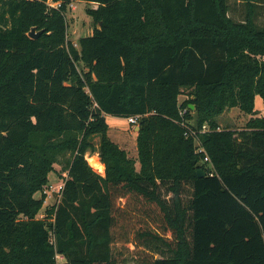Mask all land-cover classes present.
<instances>
[{
    "label": "trees",
    "instance_id": "obj_1",
    "mask_svg": "<svg viewBox=\"0 0 264 264\" xmlns=\"http://www.w3.org/2000/svg\"><path fill=\"white\" fill-rule=\"evenodd\" d=\"M243 1L237 22L229 0H0V264H264V27ZM74 2L96 5L78 47ZM232 108L245 128L221 127ZM107 116L140 117L137 160Z\"/></svg>",
    "mask_w": 264,
    "mask_h": 264
},
{
    "label": "rangeland",
    "instance_id": "obj_2",
    "mask_svg": "<svg viewBox=\"0 0 264 264\" xmlns=\"http://www.w3.org/2000/svg\"><path fill=\"white\" fill-rule=\"evenodd\" d=\"M229 7L230 17L237 21L242 22L245 20L247 15V7L243 0H229ZM88 8H96L95 4H88L87 2H74L71 6H69L68 11L66 13V19L68 23V40L78 47L79 40L82 37L89 36L93 33L96 24L92 17L87 14ZM256 22L260 27H264V0H260L256 8ZM82 69V66H80ZM186 96H182L180 98L181 101H184ZM256 114L255 116H263L264 110H260L259 106L263 105V100L260 97H257L256 102ZM253 116L247 115L240 111L238 108H232L226 110L219 118L218 121L222 128H231L234 130H241L246 127V124ZM108 122L111 121L113 117H107ZM120 126L116 128L111 125L109 130L110 138L115 142L118 143L119 146L123 147L125 151H127L129 157L137 160L138 159V151H137V134L138 131L135 130L137 126H131L128 124L126 119H119L118 121ZM93 143L98 146L99 145V138L96 137ZM97 154V153H96ZM89 153L86 155L88 156ZM97 159V156L90 158ZM102 163V162H101ZM103 164V163H102ZM104 165V164H103ZM137 168H140L139 163L137 162ZM105 165L104 171L101 172L102 174L105 173ZM95 170V168H94ZM97 171V170H95ZM67 174L63 173L62 165L56 164L55 165V172L49 175V184L44 189V194L46 195V201L44 204L43 210L38 214V219H44L45 217V210L46 208L52 207L55 204H58L61 198V187L64 185L65 179ZM36 197L39 199L41 198V193L37 194ZM59 263H63L64 259L62 257H58ZM128 264H136L135 262H129Z\"/></svg>",
    "mask_w": 264,
    "mask_h": 264
},
{
    "label": "built area",
    "instance_id": "obj_3",
    "mask_svg": "<svg viewBox=\"0 0 264 264\" xmlns=\"http://www.w3.org/2000/svg\"><path fill=\"white\" fill-rule=\"evenodd\" d=\"M139 119H140V117H131V118H128V119H126V121L128 122V124L129 125H131V126H138V121H139ZM94 156H97L98 158H99V161L101 162V159H100V157H99V154L97 153H95V154H91V153H89V155L88 156H86V158H87V160H88V162H89V164H90V158H92V157H94ZM91 165V164H90ZM91 167L93 168V166L91 165ZM94 169V168H93ZM95 170H97V169H95ZM94 170V171H95ZM98 174H100V175H102V176H105V175H103L100 171H96ZM105 174V173H104ZM63 188H64V185L61 187V193H62V190H63Z\"/></svg>",
    "mask_w": 264,
    "mask_h": 264
},
{
    "label": "water",
    "instance_id": "obj_4",
    "mask_svg": "<svg viewBox=\"0 0 264 264\" xmlns=\"http://www.w3.org/2000/svg\"><path fill=\"white\" fill-rule=\"evenodd\" d=\"M100 26H102V23H100ZM29 36H30L32 39H37V38L40 36V33H36V29H33V30L30 32ZM191 109H194V106H193V105H191ZM136 131H138V132L140 131V126H137V127H136ZM197 174H198V176H199L200 178L206 176V172H205L204 170H202V169H198Z\"/></svg>",
    "mask_w": 264,
    "mask_h": 264
},
{
    "label": "crops",
    "instance_id": "obj_5",
    "mask_svg": "<svg viewBox=\"0 0 264 264\" xmlns=\"http://www.w3.org/2000/svg\"><path fill=\"white\" fill-rule=\"evenodd\" d=\"M256 102H257V98H256ZM256 106H257V104H256ZM260 107V110L262 109V110H264V106H259ZM263 116H264V113H263ZM107 117H109L110 118V116H107ZM106 117V119H107V122H108V118ZM119 119L120 118H111V121L110 122H108V124H109V126H110V128H111V125L110 124H113V127H117V126H120V123L118 122L119 121ZM135 130H136V127H135ZM118 144V143H117ZM121 147V146H120ZM122 149H123V147H121ZM125 150V149H124ZM97 162H99V163H101L99 160H97ZM102 164V163H101ZM103 165V164H102ZM103 175H105V174H103Z\"/></svg>",
    "mask_w": 264,
    "mask_h": 264
},
{
    "label": "bare ground",
    "instance_id": "obj_6",
    "mask_svg": "<svg viewBox=\"0 0 264 264\" xmlns=\"http://www.w3.org/2000/svg\"><path fill=\"white\" fill-rule=\"evenodd\" d=\"M98 159H91V165L93 166V168L97 169L100 172L104 171V165H102L101 163L97 162Z\"/></svg>",
    "mask_w": 264,
    "mask_h": 264
}]
</instances>
